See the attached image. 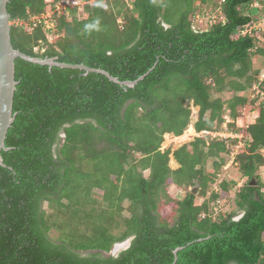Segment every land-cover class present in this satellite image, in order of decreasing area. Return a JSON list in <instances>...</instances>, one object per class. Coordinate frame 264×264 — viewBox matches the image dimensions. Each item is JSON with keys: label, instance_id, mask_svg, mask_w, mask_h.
I'll return each instance as SVG.
<instances>
[{"label": "trees", "instance_id": "trees-1", "mask_svg": "<svg viewBox=\"0 0 264 264\" xmlns=\"http://www.w3.org/2000/svg\"><path fill=\"white\" fill-rule=\"evenodd\" d=\"M256 1L264 3L95 0L86 17L55 15L49 30L31 17L53 2L8 1L12 44L22 52L122 81L148 74L127 86L16 58V117L0 164V264H173L179 246L175 264H264V100L245 94L264 92V31L239 32L256 20ZM219 7L209 27L193 28L198 11ZM191 102L197 132L221 131L226 114L229 130L241 132L237 119L256 110L235 157L247 178L241 186L223 179L213 189L238 137L199 135L162 149L165 134L190 125ZM172 185L184 195L174 197Z\"/></svg>", "mask_w": 264, "mask_h": 264}, {"label": "water", "instance_id": "water-1", "mask_svg": "<svg viewBox=\"0 0 264 264\" xmlns=\"http://www.w3.org/2000/svg\"><path fill=\"white\" fill-rule=\"evenodd\" d=\"M9 0H0V164L6 166L4 157L2 155L3 150H9L11 147L6 145V138L12 123L15 120L16 113L13 110L14 107V94L18 81L15 79V60L17 57H21L27 61L35 62L39 64H47L50 67L57 65L60 67L80 68L86 70V73L90 71L100 72L105 74L111 80L127 86H134L145 75H141L138 79L131 81H122L118 77L113 76L108 71L102 68L90 67L83 63L73 64L59 61L54 57H39L32 56L21 50L15 48L12 44L11 37V14L8 11L7 4ZM255 183V182H253ZM200 182L196 181L195 185L190 188L194 194L199 193ZM132 238L120 242L116 245L115 250L108 252L107 254H118L122 248H127L131 243ZM184 248L179 246L174 250L175 260H178V251Z\"/></svg>", "mask_w": 264, "mask_h": 264}, {"label": "rangeland", "instance_id": "rangeland-1", "mask_svg": "<svg viewBox=\"0 0 264 264\" xmlns=\"http://www.w3.org/2000/svg\"><path fill=\"white\" fill-rule=\"evenodd\" d=\"M126 1L128 3H131L133 0H126ZM203 9H202V11H198L196 13V15L193 18V22L196 23V25H199L200 27H205L206 28V27H209L210 21H213V20H215L217 18L215 16H213L211 18L210 14L218 16V13L214 12V10L211 11L209 9H208L209 11L208 10H204L203 11ZM78 16L80 18H82V17H86L87 15H86L85 12H81V13H78ZM261 76H262V74L260 75V77ZM256 93H257V91H255L254 89H251L250 91L246 92L245 94H246L247 97L252 99L253 97H255ZM190 107H191V110H192V117H191V123H190V125L188 126L187 129H189L190 126H191V128H192L191 130L192 131L191 130L187 131V129H186L185 130L186 133L184 132L183 136H175L172 133L165 134V138H164V141L162 143V149H165V148H168V147H171V149H176L179 146H181L183 143L189 142V141L193 140L196 136H199V135L205 136V138L208 141L210 140V138H211L210 133H208V132L205 133L203 131L202 132H197L195 130V128H194V122L198 119L199 107L195 106L192 102L190 103ZM255 111L254 112H249L248 109H247V111L246 110L243 111L242 116L237 119V123H236L237 127H240L242 129V130H240L241 132H239V133H241V134H239V136H241V138H239V142L236 145H234L235 151L237 153L240 152L244 148V145L246 144V142H248V139H250L248 133L245 132V129L247 128V123H248L250 117L251 116L252 117L255 116ZM226 115H228V114H226ZM228 127H229V125H228ZM229 141H231V140H229ZM263 153H264V151H263ZM170 165L173 168H176V167L179 166V163L173 158V156H171ZM227 165H229V166L223 168L224 170L220 173V175H219L220 177L217 180V183H219L223 179H227V180H232L233 179V180H237L239 185L241 186L246 181L247 178L246 177L244 178L242 176V174H241L240 170L238 169L237 165H234L232 163H228ZM144 173H145V175H148L149 174V170H145ZM259 173H260L261 180L264 181V167L259 171ZM263 191H264V188H263ZM170 192H171V194L174 197H179L180 198V197H182L184 195L183 189L180 188V187H177L176 185H172L170 187ZM231 194L233 195V193H231ZM219 204H220L219 207L222 205L221 207L223 209H226V208L227 209H234V206H235L234 204H231L230 207H229V205H227V203L225 205H223L222 201H220ZM163 211H164V213L168 212L166 210V208ZM117 244H115L113 246V248H112V250L110 252L115 250Z\"/></svg>", "mask_w": 264, "mask_h": 264}, {"label": "built area", "instance_id": "built-area-1", "mask_svg": "<svg viewBox=\"0 0 264 264\" xmlns=\"http://www.w3.org/2000/svg\"><path fill=\"white\" fill-rule=\"evenodd\" d=\"M48 3L53 2V8L50 6H48L49 8L47 9V11L45 13H43L40 16H33L31 17V21H33V23L36 25L39 22L44 23L46 26V29L49 30L51 29V27L54 26L55 24V15L58 14H63L65 13L67 16H71L72 14V10L73 9H77L78 13L84 12V6L94 2L95 0H45ZM221 2H224L225 0H220ZM255 11V18L256 20L254 21V23H252L250 26L241 29L239 32H241L242 34H246V33H250V34H255L258 37H261V33L264 31V3H261L259 1L254 2L251 5ZM218 14L222 13L221 8L219 7L216 11ZM213 16L217 17V15H213L211 14L210 17L212 18ZM223 22H225V18L222 17ZM212 20V19H211ZM214 21V20H213ZM210 21V24L213 22ZM193 28L196 31H201L206 29L205 27H200L199 25H196V23L193 24ZM49 38H52V36L49 34ZM254 89H257V94H260V99L264 100V92H260L259 89L254 86ZM231 121V117L230 115H225V122L223 123V129L221 131H207L208 133H210L211 136H219V137H223V138H233V137H239L241 138V136H239L240 133H237L233 130H229V122ZM205 132V133H207ZM238 153L235 151V148L233 149V151L228 155V161L226 163V165L224 167H227L229 165H227L228 163H232V164H236L235 162V157ZM213 189L215 191H218L220 189L219 183H214L213 184ZM220 203V201L218 202ZM219 207L218 205L215 206V209L217 210ZM240 215H238L236 218H239Z\"/></svg>", "mask_w": 264, "mask_h": 264}, {"label": "bare ground", "instance_id": "bare-ground-1", "mask_svg": "<svg viewBox=\"0 0 264 264\" xmlns=\"http://www.w3.org/2000/svg\"><path fill=\"white\" fill-rule=\"evenodd\" d=\"M192 128H191V126H190V128L189 129H187V131H190ZM192 131V130H191ZM194 132V131H193ZM186 133V132H185ZM189 134V133H188ZM187 135V134H186ZM185 135V136H186ZM181 136H183V135H181Z\"/></svg>", "mask_w": 264, "mask_h": 264}, {"label": "clouds", "instance_id": "clouds-1", "mask_svg": "<svg viewBox=\"0 0 264 264\" xmlns=\"http://www.w3.org/2000/svg\"><path fill=\"white\" fill-rule=\"evenodd\" d=\"M97 24H98V21H97ZM89 27H91V26H89ZM237 133H239V132H237ZM241 134V133H240ZM239 138V137H238Z\"/></svg>", "mask_w": 264, "mask_h": 264}, {"label": "crops", "instance_id": "crops-1", "mask_svg": "<svg viewBox=\"0 0 264 264\" xmlns=\"http://www.w3.org/2000/svg\"><path fill=\"white\" fill-rule=\"evenodd\" d=\"M181 136V135H180Z\"/></svg>", "mask_w": 264, "mask_h": 264}]
</instances>
